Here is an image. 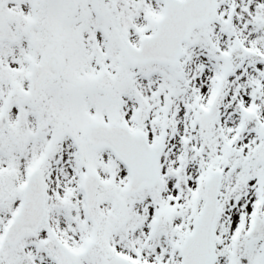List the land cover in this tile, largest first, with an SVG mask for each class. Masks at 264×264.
I'll use <instances>...</instances> for the list:
<instances>
[{
	"label": "snow or ice",
	"instance_id": "1",
	"mask_svg": "<svg viewBox=\"0 0 264 264\" xmlns=\"http://www.w3.org/2000/svg\"><path fill=\"white\" fill-rule=\"evenodd\" d=\"M0 264H264V0H0Z\"/></svg>",
	"mask_w": 264,
	"mask_h": 264
}]
</instances>
